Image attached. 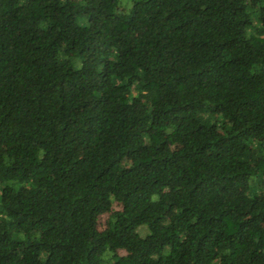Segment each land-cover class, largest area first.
Listing matches in <instances>:
<instances>
[{
	"label": "trees",
	"instance_id": "obj_1",
	"mask_svg": "<svg viewBox=\"0 0 264 264\" xmlns=\"http://www.w3.org/2000/svg\"><path fill=\"white\" fill-rule=\"evenodd\" d=\"M0 0V264H264V0Z\"/></svg>",
	"mask_w": 264,
	"mask_h": 264
},
{
	"label": "rangeland",
	"instance_id": "obj_2",
	"mask_svg": "<svg viewBox=\"0 0 264 264\" xmlns=\"http://www.w3.org/2000/svg\"><path fill=\"white\" fill-rule=\"evenodd\" d=\"M123 5H126V3H124V0L122 1Z\"/></svg>",
	"mask_w": 264,
	"mask_h": 264
}]
</instances>
